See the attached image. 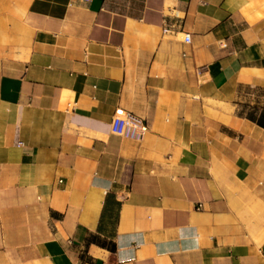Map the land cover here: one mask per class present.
Here are the masks:
<instances>
[{
    "label": "crops",
    "instance_id": "obj_1",
    "mask_svg": "<svg viewBox=\"0 0 264 264\" xmlns=\"http://www.w3.org/2000/svg\"><path fill=\"white\" fill-rule=\"evenodd\" d=\"M0 264H264V0H0Z\"/></svg>",
    "mask_w": 264,
    "mask_h": 264
},
{
    "label": "built area",
    "instance_id": "obj_2",
    "mask_svg": "<svg viewBox=\"0 0 264 264\" xmlns=\"http://www.w3.org/2000/svg\"><path fill=\"white\" fill-rule=\"evenodd\" d=\"M183 40L189 42L190 34L188 32L184 33ZM110 130L118 136L139 139L146 131V126L131 111L117 107L110 120Z\"/></svg>",
    "mask_w": 264,
    "mask_h": 264
}]
</instances>
